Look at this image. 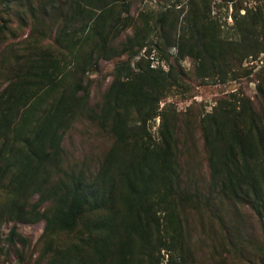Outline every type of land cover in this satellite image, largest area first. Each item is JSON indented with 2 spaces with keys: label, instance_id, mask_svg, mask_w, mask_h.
Here are the masks:
<instances>
[{
  "label": "rangeland",
  "instance_id": "obj_1",
  "mask_svg": "<svg viewBox=\"0 0 264 264\" xmlns=\"http://www.w3.org/2000/svg\"><path fill=\"white\" fill-rule=\"evenodd\" d=\"M8 1L0 0V25L9 16L13 21L0 35V91L33 70L53 67L58 59L63 60L61 76L72 84L73 58L56 56L55 31L48 32L54 18L41 20L47 25L44 28L39 19L28 16L26 26L21 27L17 24L21 21L7 14ZM193 10L205 18L209 31L218 23L223 33H230L236 10L241 15L248 11L264 16V0H115L114 15L121 24L128 22L117 41L135 35L145 38V47L135 56L100 60L85 74L82 84L89 89V96L80 100V90L71 102L77 109L62 131L57 160H29L23 147L15 144L13 158L24 165V174L17 179L12 165L0 172V264H264L260 218L246 204L215 196L210 186L204 133L207 114L234 110L241 100L262 110L264 52L241 62L220 63L200 78L194 60L182 58L177 47L166 48L157 30L161 19L166 26L180 24ZM34 41L39 48L53 46L41 52ZM140 60L163 70L169 87L158 103V115L146 121L140 137L117 141L108 123L103 125L96 119L103 93L115 63L130 61L134 65ZM36 89L27 105L40 95L44 107L53 97ZM248 126L245 118L238 124L244 132ZM255 137V133L247 136L253 160L256 155L251 143ZM159 159L165 162L156 171ZM151 171L159 175L156 180L149 178ZM78 176L101 190L103 207L94 212L90 199L72 229L47 228L46 216L57 206L61 184ZM144 208H151V212L160 209L158 223L145 225L138 237L130 231L122 233L126 244L109 247L111 254L100 253L103 248L95 220L112 217L116 222L133 221L138 215L144 221ZM13 228L16 235L11 237ZM162 240L176 248L161 247Z\"/></svg>",
  "mask_w": 264,
  "mask_h": 264
},
{
  "label": "trees",
  "instance_id": "obj_2",
  "mask_svg": "<svg viewBox=\"0 0 264 264\" xmlns=\"http://www.w3.org/2000/svg\"><path fill=\"white\" fill-rule=\"evenodd\" d=\"M6 4L7 14L21 21L17 22L21 27L26 26L29 16L39 19V24L45 28L47 25L40 21L45 22L52 16L54 21L48 26V32L55 31L53 45L59 48L56 56H71L74 61L72 84L65 83L67 77L61 76L63 60L58 59L53 67L40 72L33 70L0 91V161L3 162H0V172L12 165L11 169L17 171L18 179L24 174V165L13 158L15 144L23 147L29 160L37 163L57 160L61 152L62 131L75 116L73 110L77 109V104L71 102L80 90L83 92L78 97L80 100H87L89 96V89L82 84L85 74L92 71L100 60L137 55L145 47V38L133 35L124 41H117L120 33L128 27V22L121 24L119 17L114 15L115 0H9ZM236 11L232 15L234 23L230 33H223L218 23L212 25L213 31H209L205 18L193 10L185 14L180 24L166 26L161 19L157 26L159 37L166 48L177 47L182 58L191 57L196 64V74L204 78L209 68L219 67L220 63L241 62L252 54L264 52V16L250 15L248 11L241 15L239 10ZM11 19L7 17L0 25V35L9 29L13 22ZM33 44L41 52L53 46L39 48L36 41ZM135 44L137 47L134 49ZM64 47L66 53H63ZM43 59L44 56L40 57V60ZM142 61L134 65L130 61L115 63L113 77L103 93L96 119L103 125L108 123L117 141L140 137L146 121L158 115V103L169 87L163 70H155L150 61L144 64ZM35 87L36 92L53 97L44 107L40 95L27 105ZM262 104V110H255L251 103L241 100L234 110L224 109L217 115L215 111L207 114L204 133L210 186L215 196L246 204L264 225V90ZM242 118L249 125L245 132L238 127ZM253 133L256 135L255 143H251L256 155L254 160L247 148L250 145L247 136ZM164 162L160 159L156 161L158 165L154 170L160 171ZM156 171H151L149 178L156 180L159 177ZM93 185L81 176L62 183L57 206L51 215L46 216L47 228L72 229L90 199L94 212L102 208L101 190ZM150 209H143L144 221L138 215L133 221L97 218L94 228L103 248L100 253L107 251L111 254L109 247L126 244L122 238L128 231L138 237L143 234L145 225L152 227L158 223L156 213L160 209L155 208L152 212ZM14 235L16 231L13 228L10 236ZM161 243V247L167 250L176 248L168 241L162 240Z\"/></svg>",
  "mask_w": 264,
  "mask_h": 264
}]
</instances>
